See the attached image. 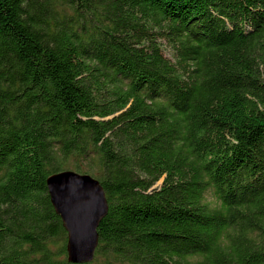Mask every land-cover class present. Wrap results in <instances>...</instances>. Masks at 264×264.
Masks as SVG:
<instances>
[{
    "label": "trees",
    "instance_id": "trees-1",
    "mask_svg": "<svg viewBox=\"0 0 264 264\" xmlns=\"http://www.w3.org/2000/svg\"><path fill=\"white\" fill-rule=\"evenodd\" d=\"M70 169L107 264H264V0H0V264H74Z\"/></svg>",
    "mask_w": 264,
    "mask_h": 264
},
{
    "label": "water",
    "instance_id": "water-1",
    "mask_svg": "<svg viewBox=\"0 0 264 264\" xmlns=\"http://www.w3.org/2000/svg\"><path fill=\"white\" fill-rule=\"evenodd\" d=\"M47 188L67 232L68 261L92 262L100 243L98 227L109 212L103 186L88 174L64 170L47 178Z\"/></svg>",
    "mask_w": 264,
    "mask_h": 264
},
{
    "label": "rangeland",
    "instance_id": "rangeland-1",
    "mask_svg": "<svg viewBox=\"0 0 264 264\" xmlns=\"http://www.w3.org/2000/svg\"><path fill=\"white\" fill-rule=\"evenodd\" d=\"M163 43V50H164V54L169 57V58H172L173 59V50L172 48L170 47L169 43L166 41V40H163L162 41ZM87 162H90V160L87 159ZM160 183L156 184V185H159ZM206 201L211 204L212 206L218 204V201L217 199L214 197L213 193L211 192V190H208V192L206 193ZM62 258V256L60 257ZM108 257L105 256L104 254H98L95 258V260L93 261L92 264H107L106 262L108 261ZM114 262V264H117L118 260L117 258L112 260Z\"/></svg>",
    "mask_w": 264,
    "mask_h": 264
},
{
    "label": "clouds",
    "instance_id": "clouds-1",
    "mask_svg": "<svg viewBox=\"0 0 264 264\" xmlns=\"http://www.w3.org/2000/svg\"><path fill=\"white\" fill-rule=\"evenodd\" d=\"M173 47V45L171 46V48ZM164 54V53H163ZM165 55V54H164ZM166 56V55H165ZM70 170H72V169H70ZM75 171V170H74ZM80 173V172H79ZM165 176L166 175H163L154 185H153V187H156V186H160V185H162L163 184V182H164V179H165ZM100 182V181H99ZM158 183H160L159 185H156V184H158ZM100 184H101V182H100ZM102 185V184H101ZM208 190H211V192L213 193V195H214V197L217 199V201H218V204H216V205H214L213 207H220L221 205H223V202L218 198V194L216 193V188L213 186V187H211V189H207L206 190V192H205V195H204V200H205V202L206 203H208L207 201H206V193L208 192ZM209 204V203H208ZM210 206H212L211 204H209ZM60 216V215H59ZM60 218H61V216H60ZM61 220H62V218H61ZM62 223H63V221H62ZM99 228V227H98ZM97 251V250H96ZM95 256H96V254H95Z\"/></svg>",
    "mask_w": 264,
    "mask_h": 264
},
{
    "label": "bare ground",
    "instance_id": "bare-ground-1",
    "mask_svg": "<svg viewBox=\"0 0 264 264\" xmlns=\"http://www.w3.org/2000/svg\"><path fill=\"white\" fill-rule=\"evenodd\" d=\"M178 155V154H177ZM178 157H180V156H178Z\"/></svg>",
    "mask_w": 264,
    "mask_h": 264
}]
</instances>
